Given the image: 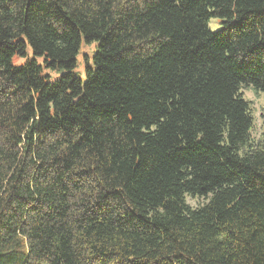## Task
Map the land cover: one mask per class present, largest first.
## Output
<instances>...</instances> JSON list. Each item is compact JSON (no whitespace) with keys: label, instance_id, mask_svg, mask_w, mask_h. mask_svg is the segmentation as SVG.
<instances>
[{"label":"trees","instance_id":"1","mask_svg":"<svg viewBox=\"0 0 264 264\" xmlns=\"http://www.w3.org/2000/svg\"><path fill=\"white\" fill-rule=\"evenodd\" d=\"M247 87L264 0H0V264H264Z\"/></svg>","mask_w":264,"mask_h":264},{"label":"rangeland","instance_id":"2","mask_svg":"<svg viewBox=\"0 0 264 264\" xmlns=\"http://www.w3.org/2000/svg\"><path fill=\"white\" fill-rule=\"evenodd\" d=\"M211 27L215 30L218 29L219 23L216 20H212L210 23ZM97 43L92 44H82L80 54L78 56V69L77 73L82 78L85 79V65L86 59L91 61L94 51L96 49ZM31 51L28 52V57L23 58L20 56H15L13 61L15 64L20 65L26 62L27 59H33ZM39 62H43L42 58H38ZM53 77H57L56 74H51ZM245 98L250 102L252 108V114L254 117V126L252 129V138L255 142L264 138V92H258L252 87H247L243 90ZM191 205L197 206L202 203V199L188 198Z\"/></svg>","mask_w":264,"mask_h":264}]
</instances>
